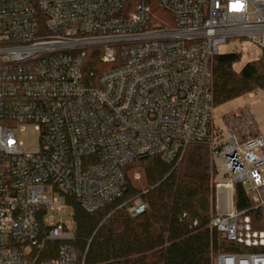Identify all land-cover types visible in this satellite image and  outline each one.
<instances>
[{"label":"built area","instance_id":"built-area-1","mask_svg":"<svg viewBox=\"0 0 264 264\" xmlns=\"http://www.w3.org/2000/svg\"><path fill=\"white\" fill-rule=\"evenodd\" d=\"M234 39L264 54V0H0V264H84L73 211L61 218L68 200L100 211L122 199L127 166L177 164L193 144L209 147L216 197L231 188L209 227L264 247L233 205L240 185L264 206V135L213 125L210 62ZM145 210L134 199L128 214ZM216 264H264V254Z\"/></svg>","mask_w":264,"mask_h":264},{"label":"trees","instance_id":"trees-1","mask_svg":"<svg viewBox=\"0 0 264 264\" xmlns=\"http://www.w3.org/2000/svg\"><path fill=\"white\" fill-rule=\"evenodd\" d=\"M240 60L237 53L212 58L213 108L255 91L264 93V54L235 72L233 66ZM134 169L141 188L134 185V173L130 175ZM124 176L122 199L100 211L85 213L68 200L75 223L72 245L84 264H216L219 255L264 254V247L226 241L209 227L217 212L215 169L207 145H189L177 164L143 158L127 166ZM134 199L146 210L130 217L128 208ZM256 204L244 188L234 186L236 211L245 212L253 231L264 232V206L255 208Z\"/></svg>","mask_w":264,"mask_h":264},{"label":"rangeland","instance_id":"rangeland-1","mask_svg":"<svg viewBox=\"0 0 264 264\" xmlns=\"http://www.w3.org/2000/svg\"><path fill=\"white\" fill-rule=\"evenodd\" d=\"M231 53H237L241 56L240 62L233 66L235 72H239L248 62L261 58L260 50L246 40H230L218 48V55ZM224 122L228 126L232 125L231 128L234 133L241 138L249 135L251 132H253V134L258 133L264 135V93L255 91L236 98L224 105L215 107L213 110V125L222 131V133L225 132ZM36 136V133L30 128L26 129L25 132L20 135L24 145L30 148L37 145ZM133 173L135 175L137 170H132L130 175ZM134 185L137 188L143 187V183L140 180H134ZM57 198L59 199L60 205H65L64 199H61L59 195H57ZM71 212L72 210L69 207L61 216L62 220H72Z\"/></svg>","mask_w":264,"mask_h":264},{"label":"bare ground","instance_id":"bare-ground-1","mask_svg":"<svg viewBox=\"0 0 264 264\" xmlns=\"http://www.w3.org/2000/svg\"><path fill=\"white\" fill-rule=\"evenodd\" d=\"M230 196L231 188L230 186H219L218 187V207L224 206L227 210L230 209ZM221 211V210H220Z\"/></svg>","mask_w":264,"mask_h":264},{"label":"crops","instance_id":"crops-1","mask_svg":"<svg viewBox=\"0 0 264 264\" xmlns=\"http://www.w3.org/2000/svg\"><path fill=\"white\" fill-rule=\"evenodd\" d=\"M251 133H253V132H251ZM254 134H258V133H254ZM258 135H260V134H258ZM218 197H216V202H217V205H218ZM216 205V212H218L219 214H223V213H225V209L224 208H219L218 206ZM221 210V211H220Z\"/></svg>","mask_w":264,"mask_h":264}]
</instances>
